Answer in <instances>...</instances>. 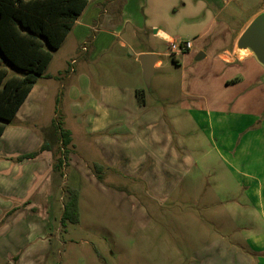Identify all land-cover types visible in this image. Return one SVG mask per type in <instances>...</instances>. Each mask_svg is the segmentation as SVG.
Masks as SVG:
<instances>
[{
    "label": "crops",
    "instance_id": "1",
    "mask_svg": "<svg viewBox=\"0 0 264 264\" xmlns=\"http://www.w3.org/2000/svg\"><path fill=\"white\" fill-rule=\"evenodd\" d=\"M145 1L94 0L88 3L59 47L67 44L70 52L53 53L43 75L0 136V215L5 216L15 209L4 219V226L21 220L27 232L38 235L34 249L29 245L17 250L6 247L8 250L3 251L2 256L8 262L40 264L37 259L42 252L50 251V240L46 237L62 214L64 187L77 190L79 216L82 195L96 192L121 215L141 226L154 219L165 203L171 202L174 208L185 202L181 193L189 187H198L190 176L199 169V159H205L208 153L200 149L197 139L191 138L192 132L185 126V119L178 123L169 119V114L150 105L146 96L141 105L136 97V90L141 89L137 77L117 72L120 82L110 83L109 68L95 67L114 46L116 53H120L145 32L148 27L143 12ZM194 1L196 11L203 12L204 19H209L195 23L203 29L215 24V19L235 0ZM238 4L242 9L243 3ZM259 12L253 13L228 39L227 46L217 52L219 59L232 64L253 56L247 51L238 54L235 48L239 35ZM195 18V14L188 16L190 20ZM127 28L131 39L123 37V29ZM153 36H162L167 44L174 39L159 29L153 30ZM140 53L157 55L151 46L132 48L134 60ZM159 65L158 59L153 65L152 76ZM55 119L62 129L70 132L71 138V152L58 170L53 168L60 147L59 132L53 124ZM201 123L202 119H198L197 124ZM218 123L223 124L221 119ZM218 130L222 129L218 127ZM262 140L263 145L256 147L254 155L259 164H255V172L242 185L245 199L255 211L252 221L257 217L258 222L264 224V137ZM43 142L49 149L36 158L16 159L18 155L37 149ZM216 152L217 157H223L217 146ZM186 178L188 182L185 183ZM200 185L201 190L207 189V184ZM237 198L233 195L227 199L235 212L239 207ZM238 229L236 223L231 225V242L225 243L220 238L205 244L200 251L221 249L222 253L230 250L232 263L264 264V227L249 232L243 240L239 238ZM241 249L248 253L247 256L240 252ZM206 253L202 256L210 258ZM216 260H219L217 264L226 261L222 255ZM205 261L201 259L200 264Z\"/></svg>",
    "mask_w": 264,
    "mask_h": 264
},
{
    "label": "rangeland",
    "instance_id": "2",
    "mask_svg": "<svg viewBox=\"0 0 264 264\" xmlns=\"http://www.w3.org/2000/svg\"><path fill=\"white\" fill-rule=\"evenodd\" d=\"M93 2L88 0L89 5ZM189 2L146 0L143 4L148 22L145 32L120 53H116L114 46L95 63V67L109 68L110 83L120 82L117 72L137 77L150 105L164 109L169 119L177 123L185 119V126L192 132L191 138L197 139L200 149L208 153L205 159H199V169L190 176L198 187H189L181 193L185 202L174 208L171 202L165 203L155 218L146 221L144 226L121 215L100 194L85 193L81 197L77 223L62 225V214L57 217L53 230L46 237L50 240V251L42 252L37 259L40 264H200L201 259L206 260L202 264H217L216 258L221 255L227 261L224 264H238L237 261L230 262V250L222 253L221 249L217 252L209 249L207 253L200 250L220 238L225 243L231 242L233 223L239 226L241 240L249 232L264 227L257 217L252 221L255 211L245 199L242 185L255 172V164H259L256 162L258 157H254L255 150L263 145L264 65L255 56L232 64L217 56L253 13L257 10L264 13V0H235L215 19V24L203 29L195 23L209 19H204L203 12L196 11L194 0ZM239 2L243 3L242 9L238 7ZM192 14L196 18L188 19ZM154 29L175 40L190 41L192 47L183 54L171 55L162 36H153ZM123 32L125 39L132 38L128 28ZM66 45L56 52H70ZM148 46L157 52L160 65L155 68V76L146 88L140 64L134 60L131 51ZM235 51L239 52L236 48ZM13 70L10 68L11 72ZM198 119H202L200 125ZM218 119L223 124H219ZM216 146L222 151V158L217 157ZM200 183L207 184V189L201 190ZM66 189L64 187V192ZM233 195L239 199L236 212L227 200ZM65 200L66 196L64 203ZM3 215H0V264H12V260L8 262L2 256L3 251L8 250L6 247L17 250L29 245L34 249L38 235L27 232L18 219L5 227V221H1ZM244 250L240 252L247 256ZM204 253L211 257L202 256Z\"/></svg>",
    "mask_w": 264,
    "mask_h": 264
},
{
    "label": "trees",
    "instance_id": "3",
    "mask_svg": "<svg viewBox=\"0 0 264 264\" xmlns=\"http://www.w3.org/2000/svg\"><path fill=\"white\" fill-rule=\"evenodd\" d=\"M87 5L88 0H0V136ZM136 97L144 105L143 88L136 90ZM53 124L60 137V153L53 166L58 170L71 152V138L57 120ZM48 149L43 142L16 159L36 158ZM65 192L61 224H75L79 220L78 192L70 187Z\"/></svg>",
    "mask_w": 264,
    "mask_h": 264
},
{
    "label": "water",
    "instance_id": "4",
    "mask_svg": "<svg viewBox=\"0 0 264 264\" xmlns=\"http://www.w3.org/2000/svg\"><path fill=\"white\" fill-rule=\"evenodd\" d=\"M239 51L249 50L255 58L264 65V13L256 15L244 28L236 42ZM202 56V55H199ZM140 64L142 79L146 88L150 86L153 65L158 60L154 53H140L136 56Z\"/></svg>",
    "mask_w": 264,
    "mask_h": 264
},
{
    "label": "built area",
    "instance_id": "5",
    "mask_svg": "<svg viewBox=\"0 0 264 264\" xmlns=\"http://www.w3.org/2000/svg\"><path fill=\"white\" fill-rule=\"evenodd\" d=\"M168 47L171 55L176 56L187 52L192 47V43L190 41L172 39L169 41Z\"/></svg>",
    "mask_w": 264,
    "mask_h": 264
}]
</instances>
